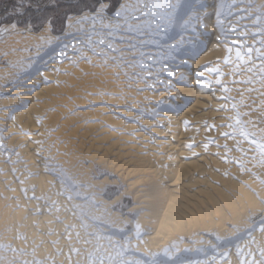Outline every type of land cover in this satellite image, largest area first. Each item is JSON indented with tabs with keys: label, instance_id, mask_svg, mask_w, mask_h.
Returning a JSON list of instances; mask_svg holds the SVG:
<instances>
[{
	"label": "bare ground",
	"instance_id": "6f19581e",
	"mask_svg": "<svg viewBox=\"0 0 264 264\" xmlns=\"http://www.w3.org/2000/svg\"><path fill=\"white\" fill-rule=\"evenodd\" d=\"M261 1H264V0H261ZM230 2H232V0ZM258 2L256 0L257 6L254 5V7H258V4H259ZM206 3L209 5V8H208L209 11L208 10L207 11L209 12V14H211L212 7H214L213 6L214 0H206ZM244 7L247 8L248 5L244 4ZM253 10L254 9H252V11ZM233 11H234V9H233ZM235 11H238V9H235ZM81 16H82V14L79 16H71V19H68L66 22L65 32L61 35H58V36L50 33L49 27H48V25H46L37 34L32 33V34H26L24 36H13V37H7V35L4 34L3 36L0 37L2 39V42H6V43H3L2 45H0V58H2V61H7V63L10 66L16 65V69H14V71L12 73L7 69H5V70L3 69V71L2 70L0 71V94L1 95L10 94V96L16 98V104L15 105H13V102H14L13 99H12L13 102L11 101V103L13 105V106H11L12 110L10 109L11 113L15 112L17 110L16 108L20 107V109H21V111L19 113H16V115H14V116L12 115V117H14V119L11 118V123H10V125H11L10 131H12V132L16 131L15 136L12 138L13 140L10 139V141L8 142L9 144H11V143H13L12 141H14L13 144H16V146H17L15 153H14V156L10 157L7 154H0V244H11L17 250L23 249L26 253H33L34 252L35 258L38 260H44L46 256L49 259H51V258H53L54 253L57 251H60L61 249L66 251L67 250L66 244H65V241L62 239V234L64 232L65 225H68L70 227L75 226L78 231L80 230V225L78 223V220L75 218V216L70 214L69 211H66V208L71 209L72 204H70L64 197L58 195V193L60 192V189H59L60 185L57 186L54 183L55 180L53 181L52 180L53 178L51 179L48 175H46V173L49 172V171H47L48 168H47V163L45 162L46 159H53L51 161H54V163H57L60 165L66 163V162H68V164L72 163L73 155L75 156V154H74L75 151H73V150H75V149H72V144H71L72 142L71 141L69 142V140H70L69 137H71L70 133L65 135L64 131H66V130L63 131V129L60 128L61 130H58V132L56 134H50V131H51V129L55 123L53 124V122L51 123L50 120L49 121L45 120L46 118L42 120L40 118L42 116L39 117L37 114H35L36 110H34L35 109L34 106H29V103H32L35 100L50 99L48 96L49 92L57 91L56 90L57 88L54 89L55 85L53 84V86H51V87H48V88L45 87L42 89L40 88L41 89L40 91H36L35 87H36V85H40L39 81H41V79H42L41 76L38 75L37 77H35L32 80H28V78H26V76L28 75V72H30L34 67H37L36 65L38 64V60L41 59V57L43 55L45 56V53L38 54V51H37L38 48H39V51L42 49V52H46L48 49H51V48L53 49L54 47L58 46L57 51L54 50L55 54H53L52 57L57 55V53L59 52V49L64 47L65 43H67L69 45L68 50L72 51V52H75V50L71 49L72 44H76L80 48H85L84 45H86L87 42L83 39V37H81L79 35V29H84L85 31H87L89 28H91V24L76 25L75 21L77 19H80ZM208 17L210 18V16H208ZM209 20L210 19H207V16L204 17V19L202 20L204 27L202 29L205 33H213V36L212 37L209 36L210 41L208 42L207 48L200 54V56H198L197 60L192 62V61L187 59L188 57L183 58L184 60H187V66H185L183 63H181V59H180V60H178V67L176 69L174 68L175 70H171L169 67L165 66L166 69H168V70L170 69L169 71L173 72L175 75H178V76L182 75V77L185 78L186 75L184 74V71H182V68H186V69L188 68L191 71V75L195 76L194 75V74H196L195 70L198 69L199 67H201L202 65L208 64V65H211L212 67H215L219 63L223 73L224 74L228 73V75H229L228 67H225L221 64L223 59H224V51H223L224 49H223V46L220 45V43L222 42L221 41L222 38H220L218 31H216V27L213 24L214 22L211 23ZM212 21H213V19H212ZM248 23L250 24L251 22L248 21ZM4 27H8V26H3V28ZM65 33H70V35H66ZM185 36H186V34H185ZM42 40L45 42L43 47H41V41ZM48 40H51L53 42L52 47H50V48L47 47V44H46V41H48ZM78 41H80V42H78ZM93 43H95V39H94ZM72 52H70L69 54H71ZM89 53H87V51H85L83 53V55L89 56ZM31 54H33V56ZM69 54H67L69 59L65 60L62 65L59 61H52L51 57L48 58L46 60V61H48V63H47V66L45 67V69L48 72H55L57 69H59V70L65 69V68L68 69L69 64H71L72 62H77L76 60L70 59L73 57ZM77 58H78V54H77ZM28 59H32V60L27 62V64L24 63ZM82 64H84V63H82ZM44 65H45V63H44ZM40 66H41V64H40ZM72 66H75V65L73 64ZM82 66L83 65H81V67ZM174 67H176V66H174ZM25 68H27L28 70L22 71V69H25ZM6 72H10V74L6 73ZM73 72H75V71L73 70ZM107 72H109V71H107ZM44 73H46V76H47V72H44ZM66 75H64V76H66ZM71 75H72V73H71ZM109 76H110V74H109ZM51 77H52V79L53 78L55 79V80H53V82H56V83L58 82V79H59L58 77L52 76V75H51ZM208 77H209V75H208ZM208 77H206V78L208 79ZM44 78H45V76H44ZM64 78H63V81L65 80ZM66 78H68V77H66ZM225 78H223L222 81H224ZM240 78H243V77H240ZM120 79H123V78H120ZM210 79L211 78L209 77V80ZM59 80L61 81V78ZM108 80H109V77H108ZM226 80H228L230 82L229 79H226ZM60 81H59V83H60ZM122 82L123 81H121V83ZM65 83H67V80ZM68 83H69V81H68ZM76 83H78V82H76ZM80 83H81V81H80ZM69 84H71V83H69ZM81 84L80 85L77 84L78 86L76 88L78 89L79 87H81ZM199 84H202V83L197 81L196 79L192 78L190 81V85H189L190 88H187L185 90H181L178 86L176 87L175 85H168V83H166L165 85L171 86L172 90L169 91L167 89L166 90L162 89L163 90L162 93L155 96V98L157 97L159 99L160 103L162 105H164V108L166 107V108L170 109L169 105H171V103L169 102V99L173 100V102L176 104H181L180 101L176 100L177 95H175V94H177L175 92L181 91L186 96L185 100L187 99V102L188 101L192 102L191 106L184 113H182V114L181 113L180 114H171V113H166V112H158L156 115L155 121H152V122H150L149 120H143V119L141 120L139 118V120H140V121L138 120L139 124L141 126L145 127L146 131L149 130L148 132L142 133V131H134L130 136H127L124 133L127 129H131L130 127L132 126L133 129L135 130L134 126L131 124V126L130 125L129 126H123V127L118 126L120 130H123V132L122 131L120 132V130H118L117 132H113L109 135V137L115 136L116 142H114L113 144L110 143L111 144V146L109 147L110 149L108 147H107V149L113 151V149H115V147H118V151L119 152L123 151L124 153H116V155L118 154L119 156H122L124 154L128 158V160H127L128 164L132 165V168H131V170L129 169V171H132L134 174L135 173L138 175L141 174V176L143 177L142 179H144L146 181H150L149 183H147L149 185H148V190L146 189L148 192H146V193L148 194L147 197L152 198L153 201L150 202L148 198L146 199V201H148L149 204L151 203V205L155 208L150 209L151 212L148 211L145 214H143V213L139 214L136 218L133 219V217L131 218L127 215H121V213L119 212L120 207L115 205L112 207L114 217L112 218V216H111L108 221L113 224L114 228L115 227H122L123 225L121 223L122 222L121 219H120L121 222L118 221L119 218H122L123 220H125L126 223L131 224V227H132V233L131 234L132 235L134 232V226L137 224L140 226L142 232L146 233L147 229L150 230L149 233H147L146 235L143 236V243H138L134 237V241L137 244L138 253H144V252L160 253L163 251V249L168 248L170 251V254L173 255V253L177 250L179 253L180 251L185 252L184 251L185 249H193L192 251H188L187 253H184V254H186L188 257H190V256L195 257V260L193 259V261H204L205 264H212V257L214 255H210L209 252H207V249H210L209 245L214 243V241H212L206 235H204V234L201 235L199 233L201 231L203 232L204 230H207L208 228H211V227L213 228V226H215L217 228V231H218L220 238L223 240L226 238V235H227L226 232H228L227 231L228 228H225L227 222H231V224L236 225L237 227L242 228V229L247 228L248 219H249L247 216V214H248L247 208H251V210H252L251 214L253 213V214L258 215L257 213H258V209H259L258 207H259L260 201L258 198H257L258 199L257 200L253 195H256L260 199L264 200V189H263V187H260L261 185L257 182V179H253V176L247 171V169L251 168V171L256 174V177L259 180H264V168L253 167L251 164H246V170L243 172V174H241L240 169L235 164H225L223 162L224 153H223L222 148L218 149L215 145H209L208 152L207 153L204 152L203 144L207 140H214V141H216L217 144H220V145L227 144L230 149H233L234 146H233L232 140L230 138L223 139L220 137L219 134L222 131H228L226 124L229 122V120L226 118L227 117H234V115L229 110L224 111L223 113H219L216 116L213 115L214 117H212V115H210V113L204 114L201 110L204 108L205 103L209 102V99L211 98L212 95L208 96L207 94H204V89L200 88ZM203 84H205V83H203ZM63 85H65V84H63ZM256 85H258V84H256ZM65 86H68V84ZM90 88H91V85H90ZM236 88H242L243 89V86L242 85H233L231 87V89L234 91L233 95L235 94L236 96H234V97H236V99H237L242 95L240 94V92L236 91ZM89 90H91V89H89ZM74 92H75V90H74ZM83 92H85V91H83ZM91 92H94V91L91 90ZM101 92H103V91H101ZM85 93H87V92H85ZM163 93H165V94H163ZM59 94H61V93H59ZM79 94L80 93H78L76 95H79ZM253 94L251 97L252 98L256 97L255 93H253ZM217 95L218 96H216V95L214 96L215 101H213V103H216V104H214L215 108L224 105L223 101H220L218 99V97L221 96L222 94H217ZM231 95H229V96H231ZM247 95L248 94L245 91L244 97L246 98ZM82 96H84V95H82ZM86 96L87 95H85V97ZM66 97H68V96H66ZM112 97H114V96H112ZM244 97H240V98H244ZM60 98H61V96H60ZM252 98H250L251 99L250 102H252ZM84 99H86V98H84ZM103 100L105 101L106 99L103 98ZM256 100L257 101H253L252 103H254L258 107V106H260V99H256ZM47 101H49V100H47ZM52 101L54 103V99H51V102ZM114 101L117 102L116 100H114ZM3 102H4V100H3ZM78 102H79V100H78ZM243 102H245V101H243ZM33 103H32V105H33ZM59 103H61V102L59 101ZM110 103H111V101H110ZM3 105H4V103H3ZM0 106H2V104ZM35 106H36V104H35ZM141 106H143V105H141ZM237 106H238V104H237ZM254 106L252 105V108ZM256 106H255V108H256ZM226 107H229V106H226ZM47 108H48V106H47ZM140 108H139V110H141ZM244 108L246 109V107H244ZM38 109H39V107H38ZM41 109L42 108H40V110ZM245 109H243V111ZM59 110L60 109H58V111ZM145 110H147L146 112L152 111V109L149 107L145 108ZM249 110H250V108L248 109V111ZM6 111H8V110H6ZM43 111H45V110H43ZM46 111H49V110H46ZM60 112H62V111H60ZM259 112H261V111H259ZM1 113H4V112H1ZM45 113H43V114H45ZM55 113H57V112H55ZM250 113H252V112H250ZM258 113H255V114L257 115ZM6 114L7 113H5V115ZM49 114H48V116H49ZM57 114H54V115L56 116ZM242 114H244V113H242ZM262 114H264V112ZM2 115H3L2 117L4 118V114H2ZM209 115L211 117H210L209 123L207 125L213 127V123H214L217 126L215 128V131L209 130L208 127H205V129L201 130L203 126L200 124V121L205 119L206 117H209ZM251 115H253V114H251ZM254 115L252 117H254ZM101 116H103V115H101ZM107 117H109V116H107ZM48 118H51V117H48ZM53 118L54 117H52L51 119L53 120ZM104 118H102V119L104 120ZM248 118H251V116L250 117L248 116ZM258 119H260V117ZM107 120H108L107 122H109V121L112 122L111 124L116 123V122H114L115 120L113 117L108 118ZM185 120L188 121V130H185V127L183 125V122ZM252 120L253 119L251 118L250 121H252ZM260 120H262V119H260ZM54 121H56V120H54ZM105 121H106V119H105ZM116 121H117V119H116ZM191 121H195L196 123L193 124V126H191V124H192ZM262 122H264V121H261V123ZM1 123L6 124V123H4V121L0 122L1 126H2ZM120 123H121V121H120ZM120 123H116V124H120ZM64 124H65V122H64ZM64 124H62V126H64L66 129V126ZM157 125H160V127H157ZM222 125H225V127H221ZM260 126H264V125L262 124ZM79 127H77V129H79ZM257 127H259V126H257ZM249 128H251V127L249 126ZM103 130H101L102 133H103ZM136 130H139V129L136 128ZM260 130H261V128H260ZM105 131H107V130H105ZM107 132H109V131H107ZM8 133H9V131H8ZM75 134H76V132H75ZM98 134H96V135H98ZM106 136H105V138H106ZM85 137H87V136L85 135ZM68 138H69V140H68ZM82 138H83V136H82ZM59 139L66 141V143H68V145L63 143V145L59 146L56 143V141L58 142ZM107 139L109 140L108 137H107ZM107 139H106V141H107ZM0 140H2V139L0 138ZM96 140H94V141L96 142ZM89 141H91V139ZM95 142L90 143V147H91V144L95 145L96 144ZM195 142H200L201 146H199L198 149L190 150ZM59 143H61V142H59ZM189 145H191V147H188ZM10 146H12V145H10ZM104 146H106V145H104ZM51 147L53 148L52 154L50 153L52 156L49 154V151H51L50 150ZM242 147L247 148L248 147L247 143L242 145ZM13 148H14V146H13ZM91 148H93V146ZM100 148H102V146ZM94 149H95V147H94ZM97 149H99V148H97ZM88 150H89V148H88ZM99 150L101 151V149H99ZM6 151H8V150H6ZM94 151H96L95 152V154H96L98 150L95 149ZM217 152H219L220 158L217 157V155H216ZM107 153H109V152H107ZM194 153H195V155H194ZM93 155H94V153H93ZM105 155L106 154H104V156ZM112 155H115V153ZM249 155H252V153H249ZM97 156L98 155H96V157ZM102 156L100 155V158ZM109 156H110V154H109ZM229 156L232 158H237L238 154L235 153V151L233 150V151L229 152ZM7 157L9 158L7 161L8 163H4L3 159H6ZM106 157H108V156L106 155ZM123 157L124 156L119 157L118 160H120V158H123ZM76 158H75V160H76ZM92 158L91 159L87 158V159L88 160H94ZM82 159L83 158L81 157V160ZM104 159H105V157H104ZM78 160L79 159H77V161ZM96 160H97V158H96ZM111 161H110V163L114 164L113 161L112 162ZM76 162H75V164H76ZM104 163H102L103 166H104ZM75 164L73 166H75ZM100 164H101V162H100ZM66 165L64 168L67 170L69 168V166H67L68 167L67 168ZM98 165H99V163H98ZM123 165L124 164H122V166ZM126 165H125V167H126ZM112 166L113 165H111V167ZM108 167H110V166L108 165ZM108 167H107V170H110V169H108ZM128 167H130V166L128 165ZM71 168L72 167H70V169ZM89 168H91V167H89ZM120 168H118V169H120ZM126 169H127V167H126ZM126 169H124V171ZM51 170H53V169H51ZM54 171L55 170H53V172ZM82 171L87 172V171L81 170V172ZM111 171H112V169H111ZM113 172H114V170H113ZM120 172L122 174V171H120ZM13 173L15 175H13ZM66 173H69L68 170ZM77 173H79V172H77ZM129 173H131V172H129ZM133 173H132V176H133ZM70 174H71V172H70ZM74 174H76V173H74ZM74 174H72V177ZM81 174H79V175H81ZM116 174H118V173H116ZM105 175L108 176L107 174H105ZM118 176H120V175H118ZM121 176H120V178H122ZM74 177H75V175H74ZM79 177H77V183H79V180L83 179V178L78 179ZM89 177H91V176H89ZM137 177H140V175ZM133 179H135V177ZM90 180H91V178H90ZM104 180H106V178L103 180L101 179V181H104ZM127 180L129 181V178L126 179L125 181H127ZM144 180L140 181V179H139V181L141 183L142 182L145 183L146 181L144 182ZM21 181L23 183H21ZM155 181L159 182L161 187H158L159 184H158V186L154 187V183L156 184ZM85 182L86 181H84V183ZM91 182H92V180H91ZM135 182H136V180H135ZM151 182H154V183L152 184ZM94 183L95 182H92V184H94ZM108 183H110V182H108ZM131 183H132V181H131ZM150 183L153 186H150ZM86 184H87L85 187L86 189L82 188L83 194L85 193L84 195L87 194L86 192L88 191L89 185L91 183L88 181ZM95 184H98V183H95ZM134 184H137V183L133 182V184H130V185L134 186ZM130 185H129V187L131 188ZM140 185H146V184H140ZM101 186H102V184H101ZM135 186H134V188H132L133 191H136L135 189L137 187L135 188ZM137 186H138V184H137ZM32 187H36V189H33ZM21 188H24L25 191L21 192ZM90 190H89V193H90ZM140 192L142 193L143 191L141 190ZM100 195H101V193H100ZM100 195H98V196H100ZM133 195H134V192H133ZM92 198L93 197H91L90 199H92ZM117 198H120V197L117 196L114 199H112L111 201H107L103 197V194H102V198L100 200L98 199V201H100V204L102 207L100 209L105 210L106 208H110L109 206L111 204H114L115 200L117 202ZM134 198L135 197H133V199ZM138 200H139V198H138ZM98 201H95V202H98ZM142 201H144V200H142ZM90 202H92V201H90ZM136 202H139V201L136 200ZM5 203L7 206L3 205ZM55 205L59 206V208H60L59 212L56 211ZM146 205H148V204H146ZM141 207H143V206H141ZM141 207H134L132 205L127 211L133 212L135 209H139ZM38 209H39V213L34 214V213H37ZM262 211H263V209H262ZM100 212L96 213L98 218L105 211L104 212L102 211L101 213ZM108 213H110L109 210H108ZM104 216H105V214H104ZM108 216L109 215H107L106 217H108ZM57 217H59V220L62 221L63 223L57 222ZM117 217H118V219H117ZM127 229H128V227H127ZM238 231H240V230H238ZM49 232L51 233V235H49ZM175 233H179L181 235V236L179 235L180 236L179 240L174 236ZM17 234H19L22 237H25L26 239L21 240V241L16 240L15 237ZM230 234H231V232H230ZM185 236L188 237L187 239H188L189 244H187V242H185V240H184ZM57 241L59 242L58 246L53 248V246H52L53 243H55ZM252 241H254V243ZM252 241L243 240V242L241 244L239 243V245L241 248L244 249L245 252H247L249 250L255 252L257 247H264V235H261L258 232L253 233ZM228 244L226 245V241L224 244H222L224 246H222L223 249L220 250V253L228 252V259L231 261V264H237V258L235 256V246H234V248H231V246H229ZM173 245H175V248H173ZM195 249H200L201 251H195ZM218 249H219V246L216 245V252L218 251ZM229 249H231V251H229ZM218 253H219V251H218ZM7 254H9L8 259H12L11 253L9 252ZM207 254H209V255H207ZM0 255H4V253H0ZM177 257H179V255ZM158 258H160V260L161 259L166 260V258L163 256H159ZM20 259H29L30 260V259H32V256L29 255V256L21 257ZM216 261H218V264H225V261L222 259V257L216 256ZM63 262H64V256L61 255L58 259H56L55 264H63Z\"/></svg>",
	"mask_w": 264,
	"mask_h": 264
},
{
	"label": "snow or ice",
	"instance_id": "6c2138e0",
	"mask_svg": "<svg viewBox=\"0 0 264 264\" xmlns=\"http://www.w3.org/2000/svg\"><path fill=\"white\" fill-rule=\"evenodd\" d=\"M244 4L245 0H232L230 4L225 0H214L215 27L219 30L222 42L227 45L225 48L227 55H225L222 64L228 67L227 79L234 85L243 86V89L236 88V91L240 92L242 96L245 91L249 95L253 92L258 93V96L253 97V100L260 99V106H264V13L257 9L256 14L253 15L251 0H248L247 8L244 7ZM208 8L206 0H116L115 5L113 0H91L87 11L83 12L81 18L75 21L76 25L91 24V28L87 31L79 29V35L87 42L86 48L72 44L71 49L79 54V59H86L83 53L91 51L93 56H98L103 60V66H108L111 61L114 69L126 77L125 82L131 83L135 80L137 83H145L147 90H153V84L147 82L149 77L158 76L164 72L167 76L176 78L173 72L164 67L165 59L174 61L175 53L185 49L186 45L187 55L196 57L200 54L201 44L196 42L201 39V33L197 31V25L200 28L204 27L202 20L209 15ZM234 8L238 11H233ZM194 21L196 23H193ZM225 21L229 22L226 24ZM248 21L251 23L249 24ZM48 27L50 28V22ZM17 28V23L13 22L8 30L16 31ZM26 29L30 30V24L26 25ZM177 29L180 31L177 32ZM185 33L194 35L186 37ZM4 34L5 29L0 28V36ZM65 34L70 35V33ZM177 35L179 39H177ZM94 39L95 43H93ZM189 40L192 41V44H188ZM249 40L252 41L251 44ZM44 43L42 40L41 47L44 46ZM52 43L51 40L46 41L47 47H52ZM68 49L69 45L65 43L64 47L60 48L57 55L51 59L59 62L69 59ZM149 49L155 51H149ZM37 51L39 54V48ZM44 63L47 64V61ZM88 63L91 64V61L88 60ZM181 63L187 66V60L181 59ZM27 70V68L22 69V71ZM36 71L39 76L44 75L42 67H37ZM56 71L59 72V69ZM205 73L215 78L208 80L206 84H199V87L206 89L211 88L213 84L218 85L223 93L218 99L231 105L230 109L225 108L224 110L232 111L235 116L226 118L229 120L226 124L228 131H222L219 134L223 139L230 138L232 140L233 149H230L227 144L220 145L214 140H207L203 144L204 152H208L209 145H215L218 149L222 148L223 162L235 164L241 174L246 170V164L264 168V128L254 131L249 128V125L254 127L258 123L257 121H248L247 124L243 122L241 114L237 111L236 103H233L228 95L232 89L221 82L224 73L219 63L215 67L205 65L203 70L197 71L196 79L199 81ZM234 77L236 78L233 79ZM115 78L119 79V76ZM179 79L183 81L185 78L179 77ZM256 84H260L261 87L257 88ZM166 87L167 90H172L171 86ZM144 90L137 89V91ZM104 106L107 107V105ZM247 106L252 107L251 104ZM169 108L173 112L178 111L171 105ZM219 110L217 109V111ZM139 114L145 115L143 110ZM250 114L244 113L245 116ZM147 115L154 118L152 112ZM10 118L14 119V117ZM124 119L126 120V118ZM126 122L128 121L126 120ZM131 122L137 123V121ZM183 125L185 130H188L187 120L183 122ZM205 126L209 130L215 131V128L207 124ZM221 127H225V125ZM245 143L248 145L247 148L242 147ZM233 150L238 154L237 158L229 156V152ZM4 151L3 144H0V153ZM216 155L220 158L219 152ZM247 171L264 187V180H259L251 168H248ZM57 172L59 173L57 179L61 186L58 195L72 204L71 209L66 208V211H69L79 221L80 230L78 231L75 226L65 225L62 239L65 241L67 250L61 249L55 252L51 259L46 256L44 260H38L35 258L34 252L26 253L23 249L17 250L11 244H0V253H4V255H0V264H55L56 259L61 255L64 256L63 264H163L157 259L159 256L173 260L174 257L168 248L163 249L160 253H137V244L133 243V236L138 243H143V236L147 233L142 232L137 224L134 226L133 235L129 236L124 227L114 228L111 222L91 215L84 205L73 203L77 199H87L79 194L81 185L74 183L73 178L67 175L63 169L57 167ZM13 175L15 174L13 173ZM21 183L23 182L21 181ZM24 191L25 189L21 188V192ZM261 204H264V201H261ZM55 208L57 212L60 211L58 205H55ZM38 213L39 209L34 214ZM261 217L256 223L250 222L242 232H237V238L252 241L253 233L258 232L264 235V213H261ZM57 222L63 223L59 217H57ZM49 235H51L50 232ZM15 239L21 241L26 238L17 234ZM226 240L232 243V238L229 237ZM252 242L254 243V241ZM58 243V241L53 243V248L57 247ZM224 243L225 241L220 237H216L215 242L209 245V248L215 253L212 257V264H218L216 256H221L225 264H231L228 252H216V245ZM192 250L185 249L184 251ZM195 251L201 250L195 249ZM9 252L12 259L7 258ZM29 255L32 256V259H20ZM134 256L146 257V259L134 258ZM235 256L237 264H264V247H257L255 252L251 250L245 252L239 244H236ZM176 264H205V262L177 260Z\"/></svg>",
	"mask_w": 264,
	"mask_h": 264
},
{
	"label": "rangeland",
	"instance_id": "374dc122",
	"mask_svg": "<svg viewBox=\"0 0 264 264\" xmlns=\"http://www.w3.org/2000/svg\"><path fill=\"white\" fill-rule=\"evenodd\" d=\"M1 1V0H0ZM231 0H225V2L226 3H228V4H230L231 2H230ZM259 1V2H258ZM257 2L259 3L258 4V7H254V5H256V0H251V4H252V9H254L252 12H253V15H255L256 14V10L258 9L261 13H264V1H261V0H257ZM262 2V3H261ZM245 4L246 5H248V1L246 0L245 1ZM261 4V5H260ZM257 6V5H256ZM214 7H212V11H211V14H209L208 16H210V18L207 16V19H210L209 21L211 22V23H213L214 25H215V23H216V21H215V16H214ZM235 9L236 8H234V11H235ZM256 9V10H255ZM208 10V9H207ZM225 10H227V9H225ZM233 10V9H232ZM209 11V10H208ZM209 13V12H208ZM83 14V13H82ZM73 16V15H72ZM79 16V15H78ZM71 17V16H70ZM69 18V17H68ZM68 18H67V20H68ZM212 19H213V21H212ZM67 20H66V22H67ZM229 21H225V23L227 24ZM251 22V21H250ZM193 23H195V21L193 22ZM46 25H48V23L46 24ZM45 25V26H46ZM8 27H4V29H5V34L7 35V37H13V36H24V35H26V34H32V33H34L31 29L30 30H28V29H23V28H17V30L16 31H11V30H8L9 29V26L10 25H7ZM44 26V27H45ZM43 27V28H44ZM1 28H3V27H1ZM42 28V29H43ZM41 29V30H42ZM40 30V31H41ZM49 30H50V33H52L51 32V25H50V28H49ZM65 30H66V23H65V28H64V31H63V33L65 32ZM39 31V32H40ZM180 30L179 29H177V32H179ZM197 31L199 32V33H201V39L199 40V41H197L196 43H199V44H201V49H200V54L207 48V45H208V42L210 41V38H209V36H213V33H205L204 31H203V29L202 28H200L199 27V25H197ZM216 31H218V33H219V30L216 28ZM39 32H37V33H39ZM37 33H34V34H37ZM62 33V34H63ZM53 34V33H52ZM186 34V37H188V36H190V35H194L193 33H185ZM55 35V34H54ZM58 36V35H57ZM1 37V36H0ZM221 38V37H220ZM177 39H179V36L177 35ZM222 41V40H221ZM78 42H80V41H78ZM3 43H6V42H2V39L0 38V45H2ZM249 43L251 44L252 43V41L251 40H249ZM188 44H192V41L191 40H189L188 41ZM220 45L221 46H223V51H224V57H225V55H227V53L225 52V48L227 47V45L225 44V43H223V42H221L220 43ZM84 47L86 48V45H84ZM57 49H58V46H56V47H54L53 49L51 48V49H48L46 52H42V49L39 51V54L40 53H45V56L43 55L42 57H41V59H39L38 60V64L36 65L37 67L39 66V67H42L43 68V71L44 72H47V76H46V73H44V75L43 76H41V81H39V84L40 85H36V87H35V90L36 91H40L42 88H48V87H51V86H53V84L55 85V88L54 89H56L57 91H51V92H49V94H48V96H49V98L50 99H47V100H49V101H47L46 99H38V100H35V101H33L32 103H33V105H32V103H29V106H34V110H36L35 111V114H37L39 117L40 116H42V117H40L42 120L43 119H45V120H47V121H51V123L53 122V124H54V126L52 127V129H51V131H50V134H56L57 132H58V130H61V129H63V131L64 130H66V131H64V134L65 135H67V134H69L70 133V136L71 137H69L70 138V140H69V138H68V140H69V142L71 141L72 143V149H75V150H73V151H75V156L73 155V161H72V165L71 164H68V162H66V163H64V164H62V165H60V164H57V163H54V161H51V160H53V159H46L45 160V162L47 163V171H49V172H47L46 173V175H48L53 181H54V183L57 185V186H59L60 184H59V182H58V179H57V177H58V175H59V173L57 172V167H59V168H61V169H63L64 167H65V165H66V167L67 166H69V168L67 169L68 170V172L69 173H66L67 172V170L65 169H63L64 171H65V173L67 174V175H71V177H72V174H74V173H76V174H74L75 175V177H74V175H73V177L72 178H74L73 179V182L74 183H77V177H79L78 179H81V178H85L84 180L83 179H81V180H79V183H77V184H79V185H81V187L79 188V194H80V196H82V197H85V198H87V199H85V200H79V199H77V200H75V202H73V203H75V204H82V205H84L85 206V208L87 209V211L91 214V215H93V216H95V217H97V215H96V213H98V212H100L102 209H100V208H102L101 207V204H100V201H98V199L100 200L101 198H102V194H103V192L105 191V189L107 188V187H116V188H119L120 189V194H119V196L118 197H120V198H117V202H116V200H115V202H114V204H111L109 207L110 208H106L105 210H102L104 213H102V217L101 216H99V218H102L103 220L105 219V221L107 220H109L110 219V217L112 216V218L114 217L113 215V210H112V207L113 206H118V207H121V206H123V200H124V198H129L130 200H131V204L134 206V207H141V206H143V207H141V208H139V209H135L133 212L132 211H126L125 212V215H127V216H129V217H133V219L134 218H136L139 214H145L146 212H148V211H150L151 212V210L150 209H154L155 207H153L152 205H151V203L149 204L148 203V201H146V199L148 198L147 197V193L146 192H148L147 190H148V185L149 184H147V183H149L150 181H146V180H144V179H142L143 177L141 176V174H139L140 175V177H137V176H139L138 174H134L132 171H129V169L131 170V168H132V165L131 164H128V158H127V156H125L124 154L122 155V156H124L123 158H120V160H118L119 159V157H122V156H119L118 154L116 155V153H124L123 151L122 152H119L118 151V147H115V149H113V151H111V150H108L107 149V147L109 148L110 146H111V144H113L114 142H116V140H115V136H110L109 137V135L111 134V133H113V132H117L118 130H120L119 129V127H123V126H131V124L134 126V128H135V130L133 129V127L131 126L130 128L131 129H127L124 133L127 135V136H130L134 131H142V133H145V132H148L149 130H147V131H144V130H146L145 129V127H143V126H141L140 124H139V118L142 120H149L150 122H152V121H155V118H156V115H157V113L158 112H166V113H171V114H182V113H184L190 106H191V104H192V102L191 101H188L187 102V99L185 100V95L181 92V91H179V92H175V93H177V94H175V95H177V99L176 100H178V101H180L181 102V104H176V103H174L173 102V100H171V99H169V102L171 103V105H172V108H177L178 109V111H176V112H173L172 110H170V109H168V108H164V105H162L161 103H160V101H159V99L157 98H155V96L156 95H158V94H160V93H162V89H164V90H166L167 89V85H165L166 83H168V85H175L176 87L178 86L181 90H185V89H187V88H190L189 87V85H190V81H191V79L192 78H194V79H196V74H194L195 76H193V75H191V71L187 68H182V71H184V74L186 75V77H185V79L183 80V81H181L180 79H179V77H182V75L181 76H178V75H175V77L176 78H172V77H169V76H167L164 72H162V73H160L158 76H154V77H149V79H148V83H151V84H153V90H147V85L145 84V83H137V82H135V80H133L131 83H127V82H125L126 81V77L123 75L122 76V74H120L119 72H118V70H116V69H114V67H113V65H112V63H111V61H109V64H108V66H103V60L102 59H100L98 56H93V54H92V52L91 51H87V53H89V56L88 55H86L85 57H86V59H78L79 58V54L77 53V52H72V51H67V54H69L70 52H72L71 54H69V55H71L73 58H70V59H73V60H76L77 62H72L75 66H72L73 64L71 63V64H69V68L67 69V68H65V69H61V70H59L60 72H57V71H55V72H48L46 69H45V67L47 66V64H45L44 65V61H46L48 58H50V57H52V55L53 54H55V51H57ZM186 49H187V45H186V47H185V49H181L182 51H180V52H177V53H175V56H174V62H173V60H168V59H165L164 60V67L165 66H167V67H169L171 70H175L177 67H178V60H180V59H183V58H187L188 60H190V61H192V62H194L195 60H197V58H198V56H200V54L198 55V56H196V57H192V56H190V55H187L186 54ZM55 50V51H54ZM99 50V49H98ZM97 50V51H98ZM34 51V50H33ZM44 51V50H43ZM149 51H155L154 49H149ZM48 52V53H47ZM34 53V52H33ZM75 54V55H74ZM77 54H78V58H77ZM32 56H33V54H31ZM51 55V56H50ZM91 55V56H90ZM30 56V55H29ZM75 57V58H74ZM92 57V58H91ZM45 58V59H44ZM77 58V59H76ZM44 59V60H43ZM91 60V64H89L88 63V60ZM98 59V60H97ZM30 60H32V59H28L27 61H25L24 63H26L27 64V62H29ZM37 60V59H36ZM52 60V59H51ZM93 60V61H92ZM102 60V61H101ZM35 61V60H34ZM53 61V60H52ZM65 61V60H64ZM63 61V62H64ZM101 61V62H100ZM177 61V62H176ZM40 62V63H39ZM63 62H60L61 63V65L63 64ZM47 63H48V61H47ZM82 63H84V64H82ZM40 64H41V66H40ZM222 64V63H221ZM71 65V66H70ZM80 65V66H79ZM81 65H83L82 67H81ZM205 65H208V64H204V65H202L201 67H199L198 69H196L195 70V72L197 73V71L198 70H203V68H204V66ZM223 65V64H222ZM15 66V67H14ZM14 66H10L8 63H7V61H2V58H0V71L2 70L3 71V69L5 70V69H7V70H9L11 73L14 71V69H16V65H14ZM79 66V67H78ZM174 66H176V67H174ZM223 66H225V65H223ZM14 67V68H13ZM37 67H34L30 72H28V75L26 76V78H28V80H32V79H34L35 77H37L38 76V74H37V71H36V69H37ZM74 69H73V68ZM81 67V68H80ZM225 67H227V66H225ZM175 68V69H174ZM11 69V70H10ZM169 69V70H170ZM6 70V71H7ZM70 70V71H69ZM73 70L75 71V72H73ZM107 71H109V72H107ZM10 72H6V73H9L10 74ZM57 73V74H56ZM65 73H67V75L65 74ZM71 73H72V75H71ZM109 74H110V76H109ZM165 74V75H164ZM51 75L52 76H56V77H58L59 79L61 78V81L58 79V82L56 83V82H53V80H55L54 78L52 79V77H51ZM64 75H66V76H64ZM71 75V76H70ZM44 76H45V78H44ZM112 76V77H111ZM116 76H119V79H116L115 77ZM188 76V77H187ZM25 77V76H24ZM48 77V78H47ZM51 77V78H50ZM65 77V78H64ZM66 77H68V78H66ZM89 77V78H88ZM108 77H109V80H108ZM111 77V78H110ZM178 77V78H177ZM206 77H208V75H207V73H205V75L204 76H202L201 78H200V80H199V82H201V83H205L206 84V82L209 80V77L211 78V79H214L215 77L214 76H209L208 77V79L206 78ZM226 77V78H225ZM227 77H228V73H226V74H224V77H222L221 78V82H222V84H225V85H227V86H229L230 88L234 85V84H232V82L230 81H228V80H226L227 79ZM47 78V79H46ZM63 78L65 79L64 81H63ZM120 78H123V79H120ZM223 78H225L224 79V81H222L223 80ZM236 77H234L233 79H235ZM50 79V80H49ZM82 79V80H81ZM66 80H67V83H65L66 82ZM84 80V81H83ZM118 80V81H117ZM197 80V79H196ZM47 81V82H46ZM59 81H60V83H59ZM68 81H69V83H71V84H69L68 83ZM80 81H81V83L83 84H81L80 83ZM121 81H123L122 83H121ZM198 81V80H197ZM228 81V82H227ZM45 82V83H44ZM62 82V83H61ZM73 82V83H72ZM76 82H78V83H76ZM88 82V83H87ZM93 82V83H92ZM59 83V84H58ZM81 84V87H79L78 89L76 88L78 85H80ZM87 83V84H86ZM124 83V84H123ZM45 84V85H44ZM63 84H65V85H67L68 84V86H65V85H63ZM74 86H73V85ZM78 84V85H77ZM89 84V85H88ZM109 84V85H108ZM121 84V85H120ZM230 84V85H229ZM232 84V85H231ZM42 85V86H41ZM50 85V86H49ZM63 85V86H62ZM90 85H91V88H90ZM93 85V86H92ZM123 85V86H122ZM259 85V84H258ZM256 85L257 86V88H260L261 87V85ZM70 86V87H69ZM98 86V87H97ZM64 87V88H63ZM83 87V88H82ZM41 88V89H40ZM61 88V89H60ZM67 88V89H66ZM75 88V89H74ZM85 88V89H84ZM95 88V89H94ZM100 88V89H99ZM122 88V89H121ZM84 89V90H83ZM89 89H91L92 91H94V92H91V90H89ZM137 89H145L144 91H137ZM74 90H75V92H74ZM82 90V91H81ZM89 90V91H88ZM214 90V91H213ZM2 91V90H1ZM59 91V92H58ZM63 93H62V92ZM78 91V92H77ZM81 91V92H80ZM83 91H85V92H87V93H85V92H83ZM101 91H103V92H101ZM65 92V93H64ZM72 92V93H71ZM233 90L230 92V93H228V95H231L230 96V98L232 99V101H233V103H236V105L238 104V106H237V111L241 114V117H242V120L244 121V123L245 124H247L248 123V121H250L251 120V118L253 119L252 121H257L258 123L256 124V126H251V125H249L251 128V130H255V131H260V128L262 129V128H264V126H260V125H264V122H262L261 123V121H264L263 119H264V114H262L263 112H264V106H256L254 103H252L254 100H253V98L251 97L252 96V94L253 93H255V95H256V97L258 96V93H256V92H253L251 95H247V99L244 97V95L243 96H240V97H244V98H237L236 99V97H234V96H236L235 94L233 95ZM33 93V92H32ZM59 93H61V94H59ZM78 94V93H80L79 95H76V94ZM84 93V94H83ZM91 93V94H90ZM67 94V95H66ZM76 96H75V95ZM163 94H165V93H163ZM204 94H207L208 96H210V95H212L211 96V98L209 99V102H207V103H205V105H204V108L201 110L204 114H209L210 113V115H212V117H214V116H216V115H218L219 113H223L225 110V108H227V109H230L231 108V105H229V104H227V102L226 101H223V103H224V105H222V106H220V107H216L215 108V106H214V104H216V103H213V101H215V98H214V96L216 95V96H218L217 94H222L223 95V93H222V91L220 90V87L218 86V85H212V87L211 88H206V89H204ZM58 95V96H57ZM68 96V97H66V96ZM74 95V96H73ZM82 95H84V96H82ZM85 95H87L86 97H85ZM254 95V94H253ZM60 96H61V98H60ZM79 96V97H78ZM112 96H114V97H112ZM76 97V98H75ZM78 97V98H77ZM167 97V96H166ZM19 98V97H18ZM75 98V99H74ZM83 98V99H82ZM84 98H86V99H84ZM102 98V99H101ZM103 98H105L106 100L104 101L103 100ZM113 98V99H112ZM115 98V99H114ZM250 98H252V102H250ZM12 99H13V101H12ZM51 99H54V103H53V101L51 102ZM74 99V100H73ZM108 99V100H107ZM243 99V100H242ZM249 99V100H248ZM3 100H4V102H3ZM18 100V99H17ZM78 100H79V102H78ZM113 100V101H112ZM114 100H116L117 102H115ZM248 100V101H247ZM11 101L13 102V105H15L16 104V98H14V97H12V96H10V94H4V95H1L0 94V105L2 104V106H0V122H3L4 121V123H6V124H2V126L0 125V138L2 139V140H0V144H3V146H4V149H5V151L3 152V153H0V154H7L8 156H10V157H13L14 156V153H15V150H16V148H17V146H16V144H13L14 143V141H12L13 143H11V144H9L8 142L10 141V139L11 140H13L12 138L15 136V132H12V131H10V123H11V118L10 117H12V115L14 116V115H16V113H19L20 111H21V109H20V107L19 108H16L17 110L15 111V112H12L11 113V111H10V109H11V106H13L12 105V103H11ZM59 101L61 102V103H59ZM76 101V102H75ZM110 101H111V103H110ZM243 101H245V102H243ZM255 101H257V100H255ZM4 103V105H3V103ZM238 102V103H237ZM249 102V103H248ZM38 103V104H37ZM59 103V104H58ZM119 103V104H118ZM246 103V104H245ZM35 104H36V106H35ZM45 106H44V105ZM48 104V105H47ZM55 104V105H54ZM240 104V105H239ZM244 104V105H243ZM249 104H251V105H255L256 106V108H255V106L252 108H250V110L248 111V106L247 105H249ZM40 105V106H39ZM42 105V106H41ZM104 105H107V107H105ZM141 105H143V106H141ZM147 105V106H146ZM8 106V107H7ZM47 106H48V108H47ZM54 106V107H53ZM146 106V107H145ZM226 106H229V107H226ZM240 106V107H239ZM3 107V108H2ZM7 107V108H6ZM38 107H39V109H38ZM53 107V108H52ZM141 107V108H140ZM151 108L152 109V113L154 114V118H153V116H149V115H147V113H149V112H146L147 110H145V108ZM244 107H246V109L244 108ZM262 107V108H261ZM40 108H42L41 110H40ZM45 108V109H44ZM139 108L141 109V110H143V112L145 113V115H143V116H141L139 113H140V111L141 110H139ZM143 108V109H142ZM38 109V110H37ZM58 109H60L59 111H58ZM129 109H131V110H129ZM217 109H220L219 111H217ZM243 109H245L244 111H243ZM252 109V110H251ZM255 109V110H254ZM261 109V110H260ZM6 110H8V111H6ZM12 110V109H11ZM40 110V111H39ZM43 110H45V111H43ZM46 110H49V111H46ZM240 110V111H239ZM6 111V112H5ZM39 111V112H38ZM43 111V112H42ZM60 111H62V112H60ZM98 111V112H97ZM215 111V112H214ZM230 111V110H229ZM243 111V112H242ZM259 111H261V112H259ZM1 112H4V113H1ZM46 112V113H45ZM55 112H57V113H55ZM173 112V113H172ZM234 116H235V113H233L232 111H230ZM250 112H252L251 114H255V113H258L257 115L255 114L254 115V117H252L253 115H247V116H245L244 114H242V113H250ZM5 113H7L6 115H5ZM39 113V114H38ZM43 113H45V114H43ZM50 113V114H49ZM52 113V114H51ZM60 113V114H59ZM212 113V114H211ZM2 114H4V118L2 117L3 115ZM48 114H49V116H48ZM54 114H57L56 116L54 115ZM53 115V116H52ZM101 115H103V116H101ZM209 115V117H206L205 119H203V120H201L200 121V124L203 126L202 127V129L201 130H203V129H205V124H208L209 123V119H210V116ZM214 115V116H213ZM107 116H109V117H107ZM150 118H149V117ZM248 116L250 117L251 116V118H248ZM256 116V117H255ZM263 116V117H262ZM48 117H54L53 118V120L51 119V118H48ZM105 117V118H104ZM114 118V122H116V123H120V121H121V125L120 124H116V123H113V124H111L112 122H107L108 120V118ZM260 117V119H262V120H260V119H258ZM102 118H104V120L102 119ZM124 118H126V120L128 121V122H126V120L124 119ZM5 119V120H4ZM105 119H106V121H105ZM116 119H117V121H116ZM3 120V121H2ZM54 120H56V121H54ZM119 120V121H118ZM139 120V121H138ZM65 122V124H64V122ZM131 121H137V123H132ZM103 122V123H102ZM124 122V123H123ZM192 122V124H191V126H193V124H195L196 122L195 121H191ZM64 124L65 126H66V129H65V127L64 126H62V124ZM106 123V124H105ZM116 124V125H115ZM4 125V126H3ZM215 124L213 123V127L214 128H216L217 126L215 125ZM63 128H62V127ZM80 126V127H79ZM90 126V127H89ZM113 126V127H112ZM119 126V127H118ZM190 126V127H191ZM257 126H259V127H257ZM77 127H79V129H77ZM61 128V129H60ZM77 130H76V129ZM87 128V129H86ZM116 130H115V129ZM136 128L137 129H139V130H136ZM54 129V130H53ZM104 129V130H103ZM142 129H144V130H142ZM74 130V131H73ZM79 130V131H78ZM101 130H103V133H102V131ZM105 130H107V131H109V132H107V131H105ZM198 130V129H197ZM8 131H9V133H8ZM54 131V132H53ZM105 131V132H104ZM123 132V130H120V132ZM75 132H76V134H75ZM84 132V133H83ZM9 135H8V134ZM99 133V134H98ZM82 134V135H81ZM84 134V135H83ZM96 134H98V135H96ZM81 135V136H80ZM85 135L87 136V137H85ZM90 135V136H89ZM107 135V136H106ZM198 135V134H197ZM10 136V137H9ZM73 136V137H72ZM76 136V137H75ZM82 136H83V138H82ZM98 136V137H97ZM105 136H106V138H105ZM103 137V138H102ZM107 137L109 138V140L107 139ZM82 138V139H81ZM89 138V139H88ZM105 138V139H104ZM5 139V140H4ZM73 141H72V140ZM76 139V140H75ZM86 141H85V140ZM91 139V141H89ZM97 139V140H96ZM106 139H107V141H106ZM94 140H96V142L94 141ZM105 140V141H104ZM112 140V141H111ZM64 140H61V139H59V141L57 142L56 141V143L59 145V146H61V145H63V143H65L66 145H68V143H66V141H64ZM75 141V142H74ZM81 141V142H80ZM100 143H99V142ZM59 142H61V143H59ZM77 142V143H76ZM87 142V143H86ZM96 143L95 145H92L91 144V147L93 146V148H91L90 147V143ZM85 143V144H84ZM111 143V144H110ZM88 144V145H87ZM106 145V146H104V145ZM10 145H12V146H10ZM74 145V146H73ZM13 146H14V148H13ZM83 146V147H82ZM98 146V147H97ZM102 146V148H100ZM199 146H201V143L200 142H195L194 144H193V146H192V148L190 149V150H194V149H198L199 148ZM7 147V148H6ZM12 147V148H11ZM81 147V148H80ZM94 147H95V149L96 150H98L97 151V153L95 154V152L96 151H94L95 149H94ZM78 148V149H77ZM80 148V149H79ZM88 148H89V150H88ZM97 148H99V149H101V151L99 150V149H97ZM110 149V148H109ZM6 150H8V151H6ZM11 150V151H10ZM14 150V151H13ZM50 150L51 151H49V154L51 153L52 154V151H53V148L51 147L50 148ZM79 150V151H78ZM93 150V151H92ZM108 150V151H107ZM88 151V152H87ZM100 151V152H99ZM116 151V152H115ZM7 152V153H6ZM107 152H109V153H107ZM92 153V154H91ZM93 153H94V155H93ZM115 153V155H112V154H114ZM12 154V155H11ZM50 154V155H51ZM87 154V155H86ZM104 154H106L108 157H106V155L104 156ZM109 154H110V156H109ZM83 158L82 160H81V157ZM91 157H90V156ZM96 155H98L97 157H96ZM100 155L102 156L101 158H100ZM52 156V155H51ZM79 156V157H78ZM88 156V157H87ZM94 156V157H93ZM117 156V157H116ZM77 157V158H76ZM86 157V158H85ZM93 157V158H92ZM97 158V160H96V158ZM104 157H105V159H104ZM75 158H76V160H75ZM94 159V160H88V159ZM100 158V159H99ZM114 158V159H113ZM7 159V160H6ZM6 159H3V162L4 163H8L7 161H8V157L6 158ZM77 159H79L78 161H77ZM100 161H99V160ZM123 159V160H122ZM102 160V161H101ZM113 161V163L114 164H112V163H110V161ZM118 160V161H117ZM76 162V164H75V162ZM97 161V162H96ZM111 161V162H112ZM117 163H116V162ZM126 161V162H125ZM74 162V163H73ZM100 162H101V164L102 163H104V166H103V164L101 165L100 164ZM54 163V164H53ZM82 163V164H81ZM98 163H99V165H98ZM109 163V164H108ZM116 163V164H115ZM75 164V166H73ZM81 166H80V165ZM94 164V165H93ZM121 164V165H120ZM122 164H124L123 166H122ZM127 164V165H126ZM52 165V166H51ZM83 165V166H82ZM107 165V166H106ZM108 165L110 166V167H108ZM111 165H113L112 167H111ZM125 165H126V167H127V169H126V167H125ZM128 165L130 166V167H128ZM63 166V167H62ZM79 166V167H78ZM119 166V167H118ZM122 166V167H121ZM70 167H72L71 169H70ZM74 167V168H73ZM78 167V168H77ZM83 167V168H82ZM85 167V168H84ZM89 167H91V168H89ZM107 167H108V169H110V170H107ZM121 167V168H120ZM82 168V169H81ZM116 168V169H115ZM118 168H120V169H118ZM123 168V169H122ZM51 169H53V170H55L54 172H53V170H51ZM84 170V171H87V172H81V170ZM111 169H112V171H111ZM124 169H126L125 171H124ZM71 170V171H70ZM76 170V171H75ZM113 170H114V172H113ZM74 171V172H73ZM120 171H122V174H121V172ZM128 171V172H127ZM70 172H71V174H70ZM77 172H79V173H77ZM124 172V173H123ZM127 172V173H126ZM129 172H131V173H129ZM82 173V174H81ZM85 173V174H84ZM115 173V174H114ZM116 173H118V174H116ZM132 173H133V176H132ZM55 174V175H54ZM79 174H81V175H79ZM105 174H107L108 176H106ZM128 176H127V175ZM79 175V176H78ZM85 175V176H84ZM91 176V177H89V176ZM118 175H122L121 177L122 178H120V176H118ZM131 178H130V177ZM32 177V176H31ZM125 177V178H124ZM135 177V179H133ZM90 178H91V180H92V182H95V183H98V184H92V182H91V180H90ZM106 178V180H104V181H101V179L103 180V179H105ZM129 178V181L127 180V181H125L126 179H128ZM89 179V180H88ZM123 179V180H122ZM139 179H140V181H142V180H144V182L145 183H141L140 181H139ZM135 180H136V182H135ZM138 180V181H137ZM84 181H86L85 183H84ZM90 182L91 184L89 185V189H88V191L86 192L87 194L86 195H84L83 194V189H86L85 187H86V183L87 182ZM106 181V182H105ZM116 181V182H115ZM131 181H132V183H131ZM82 182V183H81ZM108 182H110V183H108ZM127 182V183H126ZM133 182L134 183H137L138 184V186H137V184H134V186H135V190L136 191H133L132 190V188H134V186L133 185H130V184H133ZM140 182V183H139ZM156 182V184L154 183V182H151L152 184L154 183V187L155 186H158V184H159V186L158 187H161L160 186V183L159 182H157V181H155ZM81 183V184H80ZM84 183V184H83ZM116 183V184H115ZM130 183V184H129ZM151 183H150V186H153V185H151ZM101 184H102V186H101ZM140 184H146V185H140ZM92 185V186H91ZM129 185L131 186V188L129 187ZM94 186V187H93ZM133 186V187H132ZM144 186V187H143ZM141 187V188H140ZM260 187H262V186H260ZM33 189H36V187H32ZM83 188V189H82ZM59 189H60V191H61V186H59ZM91 189V190H90ZM93 189V190H92ZM127 189V190H126ZM131 189V190H130ZM147 189V190H146ZM263 189H264V187H263ZM89 190H90V193H89ZM142 190L143 192L141 193L140 191ZM96 191V192H95ZM128 191V192H127ZM130 191V192H129ZM132 191V192H131ZM133 192H134V195H133ZM140 192V193H139ZM100 193H101V195H100ZM128 193V194H127ZM131 195H130V194ZM136 193V194H135ZM93 194V195H92ZM142 194V195H141ZM98 195H100V196H98ZM133 195V196H132ZM140 195V196H139ZM95 196V197H94ZM137 196V197H136ZM139 196V197H138ZM142 196V197H141ZM256 199L258 198L259 199V209H258V215H256V214H251V208H247V213L251 216V221H250V216L247 214V216H248V224H249V222H251V223H256L257 221H259L262 217H261V213H264V204H261V201H264L263 199H260L258 196H256V195H253ZM91 197H93L92 199H90ZM133 197H135L134 199H133ZM146 197V198H145ZM137 198V199H136ZM138 198H139V200H138ZM137 201H139V202H136V200ZM149 199V201L151 202V201H153V199L152 198H148ZM257 199V200H258ZM98 201V202H95V201ZM142 200H144V201H142ZM90 201H92V202H90ZM116 203V204H115ZM148 204V205H146V204ZM119 204V205H118ZM140 204V205H139ZM142 204V205H141ZM3 205H5V206H7L6 205V203L5 204H3ZM136 205V206H135ZM145 206V207H144ZM71 207H72V205H71ZM262 209H263V211H262ZM100 210V211H99ZM108 210L110 211V213H108ZM140 210V211H139ZM92 211V212H91ZM96 211V212H95ZM101 211V212H102ZM136 211V212H135ZM100 212V213H101ZM104 214H105V216H104ZM111 214V215H110ZM107 215H109L108 217H106ZM122 215V214H121ZM255 216V217H254ZM98 218V217H97ZM107 218V219H106ZM117 219H118V217H117ZM120 219H121V221H120ZM119 222H121L122 223V227H124L125 228V231L128 233V235L129 236H132V227H131V224L130 223H126L125 222V220H123L122 218H119V220H118ZM109 222V221H108ZM124 222V223H123ZM78 223H79V221H78ZM80 225V224H79ZM128 227V229H127V227ZM236 227V228H235ZM248 227V226H247ZM225 228H228L227 229V231L228 232H226V238H232V243H229L227 240H226V238L225 239H223V241H226V245L228 244L229 246H231V248H234V246L236 245V244H241L242 242H243V240H241V239H237V232H242L244 229H242V228H239V227H237L236 225H233V224H231V222H227V224H226V227ZM238 230H240V231H238ZM150 232V230L149 229H147L146 230V233H149ZM205 232V233H204ZM230 232H231V234H230ZM199 234H204V235H206L207 237H209L212 241H214L215 242V239H216V237H220L219 236V234H218V231H217V228L215 227V226H213V228L211 227V228H208L207 230H204L203 232L201 231ZM180 234L179 233H175L174 234V236L179 240L180 239V236H179ZM178 236V237H177ZM236 237V238H235ZM188 237L187 236H185L184 237V240H185V242H187V244H189V242H188V239H187ZM222 240V239H221ZM228 242V243H227ZM133 243H135V241H134V236H133ZM219 246V249H218V251H219V253H220V250H222L223 249V247L222 246H224V245H222V244H220V245H218ZM233 246V247H232ZM221 247V248H220ZM225 248V247H224ZM180 251V250H179ZM217 251V252H218ZM207 252H209V254L210 255H215V253H213L212 252V250L211 249H207ZM137 253H138V251H137ZM175 253V254H174ZM173 253V260L171 261V260H163V259H161L160 260V258H157L159 261H161V262H163V264H176V262H177V260H184V261H193V259L195 260V257H188L186 254H184V253H187V252H182V251H180L179 253H178V250L177 251H175ZM177 253V254H176ZM182 253V254H181ZM209 254H207V255H209ZM176 255V256H175ZM179 255V257H177ZM8 256H9V254H7V258H8ZM181 256V257H180ZM184 257V258H183ZM219 257H221V256H219ZM134 258H144V259H146V257H135L134 256ZM207 258V257H206ZM205 259V258H204Z\"/></svg>",
	"mask_w": 264,
	"mask_h": 264
},
{
	"label": "trees",
	"instance_id": "16d2710c",
	"mask_svg": "<svg viewBox=\"0 0 264 264\" xmlns=\"http://www.w3.org/2000/svg\"><path fill=\"white\" fill-rule=\"evenodd\" d=\"M116 0H113L115 5ZM91 0H1L0 1V28L17 23L19 28L30 29L37 33L50 22L51 32L61 35L68 17L78 16L87 11ZM107 189V190H106ZM103 197L111 201L119 196L120 189L107 187ZM105 193V194H104ZM123 206L119 209L122 215L132 206L129 198H124Z\"/></svg>",
	"mask_w": 264,
	"mask_h": 264
}]
</instances>
